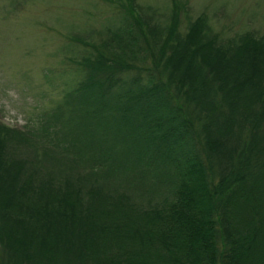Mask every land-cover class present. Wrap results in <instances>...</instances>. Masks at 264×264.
I'll use <instances>...</instances> for the list:
<instances>
[{
	"label": "trees",
	"instance_id": "16d2710c",
	"mask_svg": "<svg viewBox=\"0 0 264 264\" xmlns=\"http://www.w3.org/2000/svg\"><path fill=\"white\" fill-rule=\"evenodd\" d=\"M115 3L123 26L101 34V42L71 41L72 48L84 47L82 58L72 57L83 71L67 109L60 105L24 133L0 123V142L11 138L27 145L24 162L0 157L1 258L5 264H92L91 259L94 264H264V205L258 200L250 208L247 225L235 216L236 202L259 187L247 184V134L236 121L240 111H224L209 100L207 121H189L164 92L160 74L166 67L183 75L179 93L198 94L211 87L214 57L243 45L262 49L264 39L249 34L222 42L205 33L203 18L180 30L178 16L160 24L143 13L136 19L129 0ZM251 55L228 63L225 71L244 75L258 65V54ZM216 67L223 68L222 61ZM160 109L163 116L150 118ZM262 113L257 117L264 120ZM167 128L175 131L161 134ZM134 138L139 146L129 152ZM257 159L263 162L256 167L264 166V155ZM94 194L98 200L110 195L130 200L141 207L144 220L172 217L167 243L164 235L158 240L162 254L129 257L128 252L110 262L87 252L104 215L92 207ZM132 238L153 243L150 236Z\"/></svg>",
	"mask_w": 264,
	"mask_h": 264
},
{
	"label": "rangeland",
	"instance_id": "374dc122",
	"mask_svg": "<svg viewBox=\"0 0 264 264\" xmlns=\"http://www.w3.org/2000/svg\"><path fill=\"white\" fill-rule=\"evenodd\" d=\"M129 1L134 8L136 19L141 16L138 14L143 13V16L158 18L161 24L178 16V28L186 30L192 23L203 18L205 33L222 42L249 34L264 39V0ZM115 2L116 0H0V123L2 125L17 133H24L22 131L26 127L32 129L40 118L53 113V110L60 108V105L64 106V110L67 109L69 96L77 87L80 70L83 71L73 63L72 57L82 58L84 47L72 48L71 41L80 39L91 42L92 37L101 42V34L109 29L116 30L123 26L125 20ZM175 10L177 15H174ZM150 41L153 44L152 38ZM192 45L190 44V47ZM263 48L251 49L243 45L239 51L234 50L235 53L225 51L221 56L214 57V64L208 73L213 81L211 87L206 91H197L198 94L194 93V90L186 91L185 94L179 93V88L185 86L183 78H179L183 75L173 74V71L167 70L166 67H162L160 73L164 92L172 97L173 106L180 108L182 116L189 121L191 119L199 121V118L200 123L207 121L205 114L209 100L211 104L217 102L224 111H240L237 113L236 121L241 126L243 135L247 134L246 154L243 158V162L250 166L249 173L245 174L247 184L251 188L259 185L250 198L236 202L235 216L246 225L250 223L248 214L250 208L256 205L258 200L264 205V166L256 167V162H263L257 159L258 156L264 155V120L257 117L264 109ZM155 53L158 55V50ZM253 53L259 56L255 68L244 71V75L238 71L235 75L233 71L232 73L225 71L228 63L236 65L241 61V57L251 58ZM134 58L131 57L130 61ZM150 59H152L151 55ZM220 61L223 68L216 67L217 62ZM126 68L128 70L127 66ZM223 71L228 75L224 83V77L221 76ZM126 76L129 78L131 72H125ZM238 93H241L240 98L237 96ZM152 114L150 118L154 121L158 115H164L161 109ZM263 114L264 112L261 115ZM150 120L152 121L148 119ZM235 126L239 127L237 123ZM177 127L178 125L176 129ZM173 131L175 130L167 128L161 131V134L170 135ZM14 137L18 138L17 135ZM20 138L19 136L18 139ZM9 139L11 138H2L0 157H3L5 162L8 158H18L20 163L25 160L23 154L27 152V145L23 140H20L21 145L19 141L12 142ZM134 142L135 145L128 147L129 152L131 148L139 146L140 141L134 138ZM93 199L92 207L104 215L98 218L100 222L97 221L95 243L87 247V252L92 255L97 254L103 259L110 257V262L114 257L129 256L128 252L132 254L129 257H139L140 253L145 257L162 254L158 240L164 235L167 243V231L171 226L169 218L172 217L165 216L162 220L154 221L144 220L145 215L141 214V207L129 202L130 200L112 195L107 198L102 196L98 200L95 194ZM157 199L151 205H155ZM138 202L141 206L145 205L141 199ZM260 213L264 214V207ZM133 235L150 236L153 243L141 241V244L133 241ZM259 244L261 245V241ZM117 252L120 255L113 256ZM165 253L166 251L164 255H167ZM92 261L91 263L94 264ZM5 263L0 256V264Z\"/></svg>",
	"mask_w": 264,
	"mask_h": 264
}]
</instances>
